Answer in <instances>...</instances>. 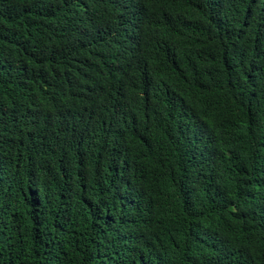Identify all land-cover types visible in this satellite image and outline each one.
I'll return each mask as SVG.
<instances>
[{"label":"trees","instance_id":"16d2710c","mask_svg":"<svg viewBox=\"0 0 264 264\" xmlns=\"http://www.w3.org/2000/svg\"><path fill=\"white\" fill-rule=\"evenodd\" d=\"M0 264H264V0H0Z\"/></svg>","mask_w":264,"mask_h":264},{"label":"clouds","instance_id":"9594fccd","mask_svg":"<svg viewBox=\"0 0 264 264\" xmlns=\"http://www.w3.org/2000/svg\"><path fill=\"white\" fill-rule=\"evenodd\" d=\"M140 17H141L140 14H138L137 16H129V21L137 22V21H139Z\"/></svg>","mask_w":264,"mask_h":264}]
</instances>
